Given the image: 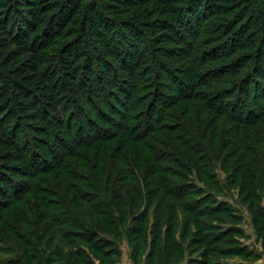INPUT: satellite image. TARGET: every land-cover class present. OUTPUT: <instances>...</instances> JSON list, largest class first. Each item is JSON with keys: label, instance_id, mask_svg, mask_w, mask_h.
Returning a JSON list of instances; mask_svg holds the SVG:
<instances>
[{"label": "trees", "instance_id": "obj_1", "mask_svg": "<svg viewBox=\"0 0 264 264\" xmlns=\"http://www.w3.org/2000/svg\"><path fill=\"white\" fill-rule=\"evenodd\" d=\"M231 190L264 241V0H0V264H253Z\"/></svg>", "mask_w": 264, "mask_h": 264}, {"label": "rangeland", "instance_id": "obj_2", "mask_svg": "<svg viewBox=\"0 0 264 264\" xmlns=\"http://www.w3.org/2000/svg\"><path fill=\"white\" fill-rule=\"evenodd\" d=\"M42 148V146H41ZM40 148V149H41ZM42 154L43 150L41 151ZM218 176L223 180L225 178V174L223 172H218ZM230 196H219L218 199L222 200L226 203L232 204L234 208L239 210L238 220L235 222V227L242 230V236H237L236 240L242 244V247H247L248 250L252 251L254 253L253 258H257L253 264H264V241L260 238V234L256 227L252 223V219L250 217V214L247 212L246 207L242 208L243 206L237 203L236 200L238 197L236 196V191L231 190ZM264 206V205H263ZM237 214V213H236ZM151 219V216H150ZM152 220V219H151ZM150 220V221H151ZM185 219L180 217L179 220V226L176 228L175 232V239L176 241L181 244V250H182V256L179 261H177V264H191L195 259H198L200 254L195 249L194 246L191 245L189 242V239H186V233H185ZM233 224V223H232ZM150 232V230H149ZM150 237V235H149ZM133 248L130 247L128 244H122L121 247V253L119 256V259L121 260V264H147V251L143 253L142 255H139L137 257H132V250ZM118 259V260H119ZM225 261H230V263L238 262L241 264H249L244 260H241L240 258H233V259H225ZM163 264H169V263H163Z\"/></svg>", "mask_w": 264, "mask_h": 264}]
</instances>
